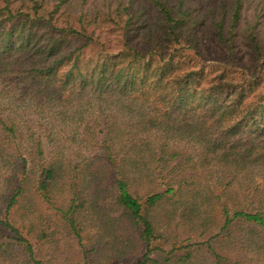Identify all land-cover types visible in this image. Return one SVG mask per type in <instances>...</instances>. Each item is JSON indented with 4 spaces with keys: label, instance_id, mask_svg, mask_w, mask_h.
Segmentation results:
<instances>
[{
    "label": "trees",
    "instance_id": "16d2710c",
    "mask_svg": "<svg viewBox=\"0 0 264 264\" xmlns=\"http://www.w3.org/2000/svg\"><path fill=\"white\" fill-rule=\"evenodd\" d=\"M28 1L0 8V230L14 235H0V251L71 264L69 237L84 264H199L205 250L218 264L227 259L214 241L238 239L237 226L264 229L263 207L229 206L217 185L188 189L165 151L179 140L211 162L264 165V0ZM99 21L121 31L120 49L96 34ZM210 45L221 54L209 57ZM69 113L86 124L71 138L81 142L74 157L50 150Z\"/></svg>",
    "mask_w": 264,
    "mask_h": 264
},
{
    "label": "rangeland",
    "instance_id": "374dc122",
    "mask_svg": "<svg viewBox=\"0 0 264 264\" xmlns=\"http://www.w3.org/2000/svg\"><path fill=\"white\" fill-rule=\"evenodd\" d=\"M13 1L14 2L12 3V7H18L21 3L29 4L28 0ZM4 5V0H0V8H3ZM97 24L98 27L96 28V34H100L102 36L101 40H103L107 44L110 50L117 51L118 49H120L121 31L116 28L113 29L112 27L114 26L112 24H105L101 23L100 21ZM207 43L209 44L210 41L208 40ZM210 46L212 48H210L209 55L212 56L209 57H217L221 54L222 51L217 47V45ZM241 53H243L242 50ZM0 102H2V106L7 103L6 100H4V95L0 96ZM109 110L110 109H106L104 110V112ZM69 115V122H57L58 124H60V126L55 130L61 141L57 146H53L52 144L50 150L55 153L64 151L68 157H74L78 149L81 150V142L80 138H78L79 143L72 145L71 138L78 137L86 124H84L83 126L81 125V122H79L80 119H76L78 118V115H75L73 113H69ZM98 116V114L93 115V117ZM89 120L90 118H88V120L87 118L85 119L87 123ZM106 120L107 115L103 116L101 119V121H103V125L106 123ZM123 120V118L120 119V121ZM75 127H78V129L74 133L73 129ZM121 128L125 129L126 127L122 126ZM134 130L132 129V131ZM129 131H131V129L127 130V132ZM48 134L49 132L44 133L43 138L45 139V141H47L46 137ZM54 136H56V134ZM150 140H152L156 146L162 145L165 141L159 135H153ZM165 142L167 143V141ZM166 147L167 150L165 151L168 156L174 154L178 155L176 160L172 162V165L177 164L180 167L178 174H181L182 177H186L189 180L190 186L188 187V189H207V187H215L217 185V193L222 196V200L226 204H229V206L236 207L239 205L248 204L249 202H253L255 204L253 207L264 208V165L257 167L256 169H253V166L249 168H235L230 167V165H222L218 164L217 162H211V156H205L200 147L194 146V144L188 143L186 141L173 140L169 142ZM156 150L162 152L160 148ZM58 193H60L58 195H61V197L57 195L56 200L59 201L66 199L69 195L68 188L63 189ZM3 195L5 196V194L3 193L0 194V197ZM215 200L217 201V199ZM246 200H248L249 202H247ZM39 206L41 208L44 207L43 205ZM213 209H215L213 214L218 217V223H223V215L218 202H216V206ZM22 213L23 211H19L17 214H15V216L13 214L12 221L13 223H16V227L19 226L21 228V232H23V234L25 235L27 233L26 229L22 230V227L23 225L27 227L28 221L23 218L21 219ZM51 213L52 212L50 211V218L48 219L50 223H52L51 220H54L55 218L53 215H51ZM232 230L233 232H237L236 236L238 237V239L232 241L228 238L227 240H223L222 244L216 241L213 242L216 252L220 255H223L227 259L226 262L219 260L220 263L218 262V264H264V229L258 228L250 230L248 229V225H246L244 227H234ZM180 231L182 232L183 229L181 228ZM217 231L218 228L214 233H216ZM3 234L9 237L8 241H11L10 237H14V235L5 228L0 230V235L2 236ZM93 235H95V231L92 232L91 236ZM200 241L205 242L206 238L203 237L200 239ZM5 242H7V239H5ZM87 242L88 241L85 240L84 244H87ZM32 243L34 244L39 259H47L49 253L48 246L41 247L34 240H32ZM61 245L66 250V254L62 258V260L72 259L71 264H84V261H82V248L80 247L77 240L67 237L66 240L61 243ZM206 247L207 246H205L204 249H207ZM16 249L17 251L10 249V251L7 253H3L2 251H0V264H25V255L19 252L21 248ZM196 249L198 250V248ZM89 250L90 248L87 246L85 248V251ZM199 255V257L203 259V261L198 259L197 263L217 264L216 260H213L212 254L208 253L207 250L199 252ZM53 260L57 261L56 259ZM123 263L132 264L133 262L127 260L123 261ZM65 264L69 263L66 262Z\"/></svg>",
    "mask_w": 264,
    "mask_h": 264
}]
</instances>
